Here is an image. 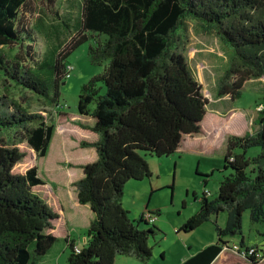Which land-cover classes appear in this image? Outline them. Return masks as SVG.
<instances>
[{
  "label": "trees",
  "instance_id": "obj_1",
  "mask_svg": "<svg viewBox=\"0 0 264 264\" xmlns=\"http://www.w3.org/2000/svg\"><path fill=\"white\" fill-rule=\"evenodd\" d=\"M29 1L0 0V69L25 90L48 97L51 69L46 61H35L34 54L21 59L1 51L33 42L30 27L20 18ZM187 17L215 28L241 58L242 66L229 70L219 83V97L235 100L247 80L264 77V0H83L80 31L57 53L55 103L59 83L66 79L64 61L87 40L86 32L107 37L90 48V54L95 63H109L83 85L78 100V114L93 119L90 129L100 138L81 143L94 147L98 156L82 166L83 176L75 184L79 204L89 205L94 217L82 249L68 242L69 264H115L119 255L146 263L153 255L149 238L157 229H142L140 224L155 223L143 215L131 220L122 201L129 181L152 177L146 156H170L186 135L201 132L209 100L187 57L171 44L172 34ZM243 66L247 71L240 69ZM231 74L237 80L229 84ZM255 125L259 128L254 133L228 139L224 170L230 173L221 180L218 196L210 200L203 194L200 209L178 232H192L220 213L227 214L226 226L216 224L217 243L182 264L264 263L224 249L226 237L242 234L246 211L253 223L264 224V111ZM4 130H19L20 138L43 158L55 126L0 97V264H38L58 240L52 230L59 215L35 190L45 184L36 165L24 173L14 171L27 153L15 141L6 143ZM254 147L261 152L250 158L247 152ZM240 245L246 247L243 238Z\"/></svg>",
  "mask_w": 264,
  "mask_h": 264
},
{
  "label": "rangeland",
  "instance_id": "obj_2",
  "mask_svg": "<svg viewBox=\"0 0 264 264\" xmlns=\"http://www.w3.org/2000/svg\"><path fill=\"white\" fill-rule=\"evenodd\" d=\"M82 3L83 0L53 2L30 0L21 12L20 18L24 19L30 27L34 37L33 42L24 41L21 45L1 49L9 57L18 55L21 59L25 58L27 53L34 54L35 61L44 60L51 69L47 80L48 97L25 90L0 69V97L5 98L8 103L12 100L16 101L30 113L42 115L44 121L53 123L55 126V134L48 153L43 158H38L20 138L19 130L1 132V137L6 140V143L11 145L15 141L17 146L27 153L22 162L15 166L14 171L24 173L30 167L38 165L42 178L48 182L51 180V175H76L73 169L72 174L66 171L74 166L72 162H92L89 151L81 149L76 144L78 140L88 141L91 137L84 134L81 129L68 131L63 136L61 125L69 123L72 124L70 127H74V124H78L71 117L79 115L77 107L83 85L92 77L103 73L109 63L108 61L95 63L90 54V48L106 41L105 35L86 32L87 40L73 50L64 61V64L73 67V71L69 78L59 83L58 102L51 101L55 94L53 79L55 59L64 45L80 31ZM171 44L173 49L183 52L187 57L210 106L215 108L216 104L221 105L223 97L218 96L219 83L229 70L242 66L241 58L237 57L234 50L220 39L215 28L208 27L190 17L185 18L179 29L172 34ZM26 64L31 66L33 62L27 60ZM240 69L247 71L245 66ZM236 80L235 74H231V78L226 82L232 84ZM244 85L240 97L232 102L229 96V105L232 111L243 113L249 119L251 117L248 122L249 128L256 129L255 120L261 117L264 111V77L249 79ZM234 118L235 116L230 124L205 122L204 132L198 136L200 144L198 151L175 153L163 158L146 156L152 177L140 181H129L125 186L122 202L133 221L140 220L142 214L147 211L157 214L154 225L140 224L142 229L153 226L157 229L156 234L149 238L153 255L146 263L133 257L119 255L115 259V264H181L195 251L217 240L215 225L222 228L226 226V213L213 215L210 221L192 232H178V230L200 209V198L205 192L210 200L218 196L221 180L230 173V170H224L227 139L237 136L236 127L243 125V122L236 123ZM15 136H17L16 140H14ZM260 152V148L254 147L247 152V156L253 158ZM65 156L70 158L69 162L63 159ZM205 170H209V173L212 171L213 174L204 175ZM54 186L69 191V186L64 179L57 181ZM70 213L73 217L67 216L71 222L68 232L75 240V245L82 249L86 241L88 230L86 221L89 215H80L72 208ZM73 218L74 221H71ZM242 238H245L247 244H258L261 252L264 253V224L253 223L250 219V211L244 213L242 234L225 239H228L229 245L235 243L240 245ZM57 239L48 254L41 258L38 264H69L70 250L66 240L60 233Z\"/></svg>",
  "mask_w": 264,
  "mask_h": 264
},
{
  "label": "crops",
  "instance_id": "obj_3",
  "mask_svg": "<svg viewBox=\"0 0 264 264\" xmlns=\"http://www.w3.org/2000/svg\"><path fill=\"white\" fill-rule=\"evenodd\" d=\"M228 99H229V95L223 96V98H222L223 103H221V101H220L221 105L220 104L219 105L216 104L215 108H212L210 106V103L208 104L207 113H206V115H205V117H204V119H203V121L201 123V132L199 134L204 132L203 125H204L205 122L215 121V122L222 123V124H230L233 116H235L234 119L236 120L235 121L236 123L243 122V125H240L239 127H236L237 128L236 135L238 137L245 136L249 132L252 134V133H254L255 131L258 130V128H259L258 125H256V129H253V128L250 129L249 128L248 122L251 119V117L249 119L248 116L243 114V113H237L236 111H232L233 109L229 105V100ZM231 101L233 102L232 99H231ZM229 112H231V113H229ZM71 118L74 121L76 120L75 122L78 123V124L77 125L74 124L73 125L74 127H70L72 124H69V123L67 125L66 124L61 125V127L63 129L61 134L63 136L68 131L77 130V129L80 130L81 129V130L84 131V134H86L87 136L91 137V140H88L86 142L94 143V142H97L99 140V138H100L99 135L97 133L93 132L90 129L91 126L94 124L93 119H91L90 117H81L80 115L73 116ZM86 120H88V122H85ZM68 125H69V127H68ZM54 134H55V132H54ZM91 134H93V135H91ZM199 134L186 135L184 137L181 145L179 146L178 150L175 153H182V152L184 153V152L198 151V149L200 147V144L198 142L199 141L198 140ZM228 139H227V142H228ZM76 140H78V139H76ZM83 141H85V140H78V141H76V144H78V146L81 149H83V150L86 149L87 151H89L88 154L90 155V159H91L92 162H94L97 159V157H98L96 149L94 147H82L81 143ZM62 144H63V142H62ZM226 150H227V143H226ZM63 159H67L68 162L70 161V158L67 157V156H65V158H63ZM72 163L74 164V166L69 168V169H67L66 171H69L72 174V169H73V170H75V174L76 175H51L50 182L45 181L42 178L40 168L37 165V167L39 169V176L42 178V180L44 181L45 184L35 188V190L39 193V195L46 200V202L53 208V210L55 212L58 213L59 218L55 222V229L52 230V233L57 238H58L59 233H60V235H62L65 238L67 245H68V242H74V244H75V240L70 236V234H69L70 232H68V229H69L68 226H69V224H71V222H70V220L68 219L67 216H70L71 218L73 217L71 215V213H70L71 208L75 209L76 211H78V213L80 215L81 214L82 215H84V214L89 215V219L86 221V225H88L87 228L89 227V225H90V223H91V221H92V219L94 217V214L91 211L89 205H81V204H79L78 199H77L76 186H75L76 182L79 179H81L82 176H83L82 166L85 165V164H88L89 162H87V163H74V162H72ZM65 165H67V163ZM204 173H205L204 175H209V174L212 175L213 174L212 171L209 173V170H205ZM61 179L62 180L64 179V182L66 184H68L69 191H66L64 188H60V187L57 188L56 186H54V184H56L57 181H60ZM71 221H74V218ZM60 226H63V227L60 228ZM85 239H87V237ZM243 239H244V243H245L246 246H249V247L255 246V247H258L260 249L258 244H247L245 238H243ZM225 240L228 241V239H225ZM217 241H218V237H217V240L215 242H212V244L217 243ZM85 244H86V241H85ZM208 245H211V243L208 244ZM208 245H205L202 248L198 249L192 255L188 256V258L194 256L200 250H202L203 248L207 247ZM188 258H186V260ZM184 261H185V259H184Z\"/></svg>",
  "mask_w": 264,
  "mask_h": 264
},
{
  "label": "built area",
  "instance_id": "obj_4",
  "mask_svg": "<svg viewBox=\"0 0 264 264\" xmlns=\"http://www.w3.org/2000/svg\"><path fill=\"white\" fill-rule=\"evenodd\" d=\"M73 71V67L70 65H66V78H69L71 75V72ZM207 196V192L204 193ZM144 219L148 221L151 224L156 223L157 221V215L154 213H151L147 211L143 214ZM225 250H230L231 252L239 255L240 257L247 259V258H255L258 261H264V253L260 251L258 247H242L241 245H238L237 243L233 245H227L224 247Z\"/></svg>",
  "mask_w": 264,
  "mask_h": 264
}]
</instances>
